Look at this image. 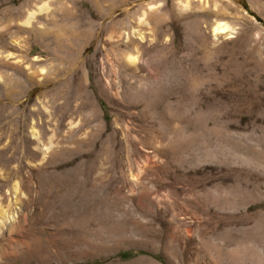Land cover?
<instances>
[{
	"label": "rangeland",
	"instance_id": "374dc122",
	"mask_svg": "<svg viewBox=\"0 0 264 264\" xmlns=\"http://www.w3.org/2000/svg\"><path fill=\"white\" fill-rule=\"evenodd\" d=\"M14 184L41 234L0 264H264V0H0Z\"/></svg>",
	"mask_w": 264,
	"mask_h": 264
},
{
	"label": "bare ground",
	"instance_id": "6f19581e",
	"mask_svg": "<svg viewBox=\"0 0 264 264\" xmlns=\"http://www.w3.org/2000/svg\"><path fill=\"white\" fill-rule=\"evenodd\" d=\"M28 18L29 17H27L26 21L24 20L26 24L29 23ZM209 29L212 34V37L214 38L229 35L233 33L234 31L233 26H231L227 21L221 18L213 19L209 23ZM123 36H124L123 38L125 41L129 39L126 33ZM58 56L61 57L62 59H65V61L67 60L70 61L74 59L75 57V56L73 57L72 54L69 56L63 52L60 53V55ZM125 61L128 62L129 64H134L136 66L134 67L137 69L138 67L137 64L139 60L135 55H132V53L128 54L125 57ZM26 80L27 79H25L23 83L18 84V87L23 86L22 84H24ZM2 82L5 83L6 80L5 81L3 80ZM13 87L17 88V85L15 84ZM23 88H26V87H23ZM29 131H30L29 134H30V140H31L30 142L32 144H35L36 146H39L38 148L40 150L39 159H38L39 163L43 164L46 161L48 160L50 161L51 159H53L56 154L55 149H57L59 146L61 147L63 143L59 141L58 139H52L51 137L48 139L46 143L47 145L45 146L40 140L39 134L37 133L33 123L30 124ZM76 131L78 132V136H83L88 133L86 128H83L82 126L78 128ZM13 186H14L13 187L14 189L11 192H12V196L14 200L18 201L16 203L18 204L17 207L15 206L3 207L0 204V262L2 260L9 259L11 257L13 258V255L16 254V252H20L19 250H23L24 248L29 246L31 240L39 239V235L41 234L40 232H35L36 229L34 227L32 226L30 227L28 226V224H26L28 220L27 216L32 210L29 207V203L26 199L25 194L21 193L15 184ZM19 200L21 202H19Z\"/></svg>",
	"mask_w": 264,
	"mask_h": 264
}]
</instances>
